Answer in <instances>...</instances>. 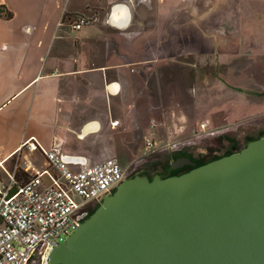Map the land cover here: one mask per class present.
<instances>
[{"label":"crops","instance_id":"crops-1","mask_svg":"<svg viewBox=\"0 0 264 264\" xmlns=\"http://www.w3.org/2000/svg\"><path fill=\"white\" fill-rule=\"evenodd\" d=\"M244 4L257 17L238 18L234 27ZM0 5L13 12L11 18L0 16L1 182L9 181L14 159L27 180L46 168L42 151L20 148L29 138L45 148L57 143L76 168L112 157L118 149L112 144L133 143L131 133H116L132 115L120 97L134 91L125 83L149 34L156 31L163 38L172 20L183 30L185 17L192 16L200 33H210L215 58L232 57L235 49L264 59V0H0ZM79 14L97 20L73 29ZM225 15L231 23L219 25L218 16ZM207 16L214 23L205 21ZM232 30L237 35L221 45L218 33ZM255 93L264 95V89ZM97 137H103L100 149ZM19 180V185L27 181Z\"/></svg>","mask_w":264,"mask_h":264},{"label":"water","instance_id":"water-1","mask_svg":"<svg viewBox=\"0 0 264 264\" xmlns=\"http://www.w3.org/2000/svg\"><path fill=\"white\" fill-rule=\"evenodd\" d=\"M181 173L127 177L50 264H264V136Z\"/></svg>","mask_w":264,"mask_h":264},{"label":"rangeland","instance_id":"rangeland-1","mask_svg":"<svg viewBox=\"0 0 264 264\" xmlns=\"http://www.w3.org/2000/svg\"><path fill=\"white\" fill-rule=\"evenodd\" d=\"M202 5L207 10L206 3ZM250 10L253 9L243 5L244 15L233 17L234 27L238 25V18L246 21L257 17ZM208 18L205 17V21L214 23ZM226 18V15L218 16V24H230ZM184 22L185 28L181 30L177 20H172L163 38L156 31L149 34L151 40L147 47L139 49V62L125 83L126 88L134 91L120 97L123 108L127 105L132 115L129 120L121 121L116 133H131L133 143L110 145L118 148L111 156L119 159L130 176L168 175L180 153H188L198 163H204L240 149L250 139L264 134V95L255 93L264 89V59L235 49L232 57L215 58L211 53L210 33H200L199 24L192 16H186ZM218 34L222 45L237 32ZM202 122L210 123L219 132L195 135ZM147 135L156 140V148L146 147L144 137ZM182 137L184 139H180ZM102 138L93 139L99 149L104 146ZM171 142L183 144L169 147ZM102 160L95 158L89 163ZM14 161L9 164L10 170H14ZM25 180L27 176L21 174L19 182ZM100 202H93L91 211L83 218Z\"/></svg>","mask_w":264,"mask_h":264},{"label":"built area","instance_id":"built-area-1","mask_svg":"<svg viewBox=\"0 0 264 264\" xmlns=\"http://www.w3.org/2000/svg\"><path fill=\"white\" fill-rule=\"evenodd\" d=\"M95 20V16L79 14L71 26L81 29ZM218 132L215 126L202 122L195 135ZM145 142L148 149L156 148L153 137H146ZM176 142L169 143V147L183 144ZM20 148L42 151L47 166L19 185L16 165L9 173V181L1 182L0 264H50L54 247L83 220L82 209L102 201L129 173L116 157L76 168L72 160L57 150V143L45 148L35 137L24 140Z\"/></svg>","mask_w":264,"mask_h":264},{"label":"trees","instance_id":"trees-1","mask_svg":"<svg viewBox=\"0 0 264 264\" xmlns=\"http://www.w3.org/2000/svg\"><path fill=\"white\" fill-rule=\"evenodd\" d=\"M1 15H4V16L7 17V18H11V17L13 16V12H12V10H10L6 5H0V16H1ZM261 136H264V134L260 135V137H261ZM257 138H259V137H257ZM253 139H255V138H252V139H250V140H253ZM183 154H185V153H182V154H179V155H183ZM223 155H225V154H223ZM177 156H178V155H177ZM177 156H176V157H177ZM190 156H191V155H190ZM220 156H222V155L215 156V157L209 159L208 161H210V160H212V159H214V158L220 157ZM206 162H207V161H206ZM171 172H172L171 174H174V173H181V172H183V171H182V170L174 169V168L172 167V171H171ZM21 173H23V172L21 171V169H17L16 174H15V178H16L17 181H18V179H19ZM168 175H170V174H168ZM95 209H96V208H95Z\"/></svg>","mask_w":264,"mask_h":264},{"label":"flooded vegetation","instance_id":"flooded-vegetation-1","mask_svg":"<svg viewBox=\"0 0 264 264\" xmlns=\"http://www.w3.org/2000/svg\"><path fill=\"white\" fill-rule=\"evenodd\" d=\"M236 150H238V149H234V151H236ZM233 152V151H232ZM180 154H182V153H180ZM228 154V153H227ZM183 155H186V156H190V154H188V153H185V154H183ZM183 155H179L178 154V156L177 157H179V156H183ZM176 157V158H177ZM193 160H195L196 162H197V164H202V163H198V161L196 160V159H194V157L193 156H190ZM175 158V159H176ZM174 159V160H175ZM172 167H173V163H172ZM193 166H189V165H184V166H182V167H179V168H176L177 170H182V171H186V170H189L190 168H192ZM174 168V167H173ZM175 169V168H174ZM128 176H130V174H128ZM163 176H166V175H163ZM91 205H92V203H90V204H88L85 208H83L82 209V211H81V215H82V217L83 216H85V215H87L90 211H91Z\"/></svg>","mask_w":264,"mask_h":264}]
</instances>
